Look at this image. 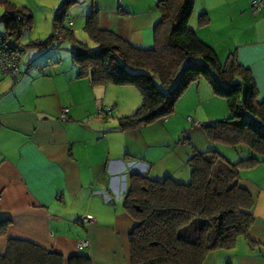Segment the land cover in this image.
Instances as JSON below:
<instances>
[{
    "label": "crops",
    "instance_id": "obj_1",
    "mask_svg": "<svg viewBox=\"0 0 264 264\" xmlns=\"http://www.w3.org/2000/svg\"><path fill=\"white\" fill-rule=\"evenodd\" d=\"M254 1L263 2L259 10L252 6ZM236 2L194 0L188 24L201 8L206 21L198 24L207 30L200 29L197 35L219 55L217 48L228 46L214 24L225 20L227 12L238 14L241 32L232 37L234 59L248 70L262 99L264 0H246L242 11ZM93 10L99 28L138 48L154 45L161 17L157 0H76L65 7L63 24L85 26ZM250 17L251 23L243 26L241 21ZM73 38L71 46H65L70 51L77 42L88 43ZM65 40H60L62 45ZM35 53H26L24 60ZM45 55L36 65L22 66L18 77L0 74V217L10 220L6 234L0 236V254L10 238H17L62 255L64 264H72L70 257L79 254L91 257L86 264H130L126 234L133 224L122 204L130 173L187 181L191 153L218 145L201 130L198 111L204 113V120L213 118L211 112L215 113L220 98L205 78H199L183 91L170 116L124 130L118 119L129 115L125 104L139 96L135 86L91 83L73 56L67 63L60 55ZM119 103L121 112L113 115ZM218 105L223 108V103ZM225 111L224 104L220 112ZM241 185L254 197L253 223L233 247L211 251L202 264H264V162L243 170ZM83 241L88 245L80 248Z\"/></svg>",
    "mask_w": 264,
    "mask_h": 264
},
{
    "label": "trees",
    "instance_id": "obj_2",
    "mask_svg": "<svg viewBox=\"0 0 264 264\" xmlns=\"http://www.w3.org/2000/svg\"><path fill=\"white\" fill-rule=\"evenodd\" d=\"M74 1L65 0L58 8L47 39L21 45L20 37L31 29L32 13L26 6L0 0L4 7L0 39L7 47L20 50V68L36 65L63 37L74 40L73 31L63 24L65 7ZM157 6L161 17L152 47H135L115 32L99 28L93 10L84 28L95 47L77 42L72 56L91 83L138 89L141 103L133 114L119 117L120 129L170 116L183 91L199 78L209 82L215 96L226 99L228 115L199 126L212 144L233 147L238 153L235 161L210 147L191 153L187 181L131 172L122 201L124 211L134 220L127 238L130 264H202L211 251L233 247L253 223L254 197L241 179L243 170L264 162V98L258 97L254 81L234 59V52L221 63L214 48L190 28L194 0H157ZM204 17L202 13L201 23ZM30 51L38 55L24 60L23 54ZM9 224V219L0 217V236ZM69 260L86 264L91 257L79 254ZM0 264H64V258L33 242L10 238Z\"/></svg>",
    "mask_w": 264,
    "mask_h": 264
},
{
    "label": "rangeland",
    "instance_id": "obj_3",
    "mask_svg": "<svg viewBox=\"0 0 264 264\" xmlns=\"http://www.w3.org/2000/svg\"><path fill=\"white\" fill-rule=\"evenodd\" d=\"M10 1L12 3L18 5V6H21V5L27 6L33 15V23H32L30 31H26V33H24L19 39V43L21 45H26L27 43H30L31 41L45 40L49 37V35L52 33V30H53L52 24H53V18H54L55 12L60 5L59 3H61L62 1L61 2H59L60 0L59 1L58 0H10ZM238 2L241 3L239 10L242 11L247 7L246 0H237V2H236L237 5H238ZM252 6H253V2H252ZM237 8H238V6H237ZM200 9H198V10L196 9V12L193 14V16L190 20V23H189L190 28H192L195 31L196 35L199 33L200 29L203 31L207 30V29L201 28L202 26H199V24H198V22H199L200 25H204L200 22V15H202V13H204V11L202 9L201 10ZM251 12L254 14L253 10ZM3 13H4V7L2 5H0V16ZM73 13H75V12L72 11L70 14L72 16H74ZM244 13H245V17H247V15H248L247 12H244ZM236 15L238 16V14H236ZM237 16H235L234 14H229L227 12L225 14V20H223V21L220 20L217 24H214V28L215 27L221 28L217 32V34H219L223 38V42H225L228 46V47H225L224 45H221L219 48H217L219 55L215 51L216 55L218 56L219 61L223 64L227 60V57L230 56L234 50V46H235L236 41L233 40L232 37L233 36L237 37V35L241 32V31H239L241 26L239 24V20H238ZM251 20H252V17H250L249 20L247 19V21L245 19H243V21H241V22L245 23V24H242V25L248 26V24L251 23ZM70 28L73 31L75 38L78 39V41H86V42H88L89 47H95V42L88 37L89 35L84 30L83 24L80 25V24L76 23L75 26H72ZM3 31H4V25H3V23L0 22V33H3ZM206 37H208V39H210V40L212 39V38H210V36H206ZM199 39H201V38H199ZM70 44H72V39L67 38V40H65L64 45H62V42H61L57 47H51V48H49L48 51L46 50L45 53L47 52L48 55H54V56L60 55L68 63V61L70 62V59L72 58L73 53H72V51H70L69 48H66L65 46L70 47L71 46ZM59 47H62V48L59 49ZM38 52H42V51L39 50ZM24 55L25 54H23V56ZM35 55H38V54L35 53ZM39 56L43 57L44 55L39 54ZM260 56H259V58H260ZM261 61H258L255 64L257 68L262 66V64L260 63ZM126 86H128V85H126ZM107 88L113 89V87H111V86H107ZM107 96H110V95L107 93ZM218 98H220V99L217 101V104L213 108V110L215 111L216 114L211 112V117H213V118H208V120H204V118L206 116L204 115V113L198 111V114L201 113L200 115H198V117H199V119H202V120L198 119V121H200L202 123V122H207V121H211V120L221 119V118H224L228 115L229 110L227 107L226 99L224 97H219V96H218ZM136 101L138 104H136ZM220 102L223 103V108H224V104L226 106V111L224 114L222 112H220L223 109L222 106L220 107L218 105ZM140 103H141V95L139 93V96L136 99L133 98L131 100L130 104H129V102H128V104H125V105H128L127 111L130 112L129 115L133 114L136 111V109L138 108ZM124 107H126V106H124ZM121 109H122V104L119 103L118 106L113 108V115H116L117 112H121ZM194 119H196V118H194ZM169 127L170 126L167 125V128H169ZM174 127H175V125L172 128H174ZM217 148L218 149H216V150H218L220 153H222L224 156H226L230 161H235L238 158V153L230 145L218 143ZM126 216H127V219L130 220L129 224L131 226L133 224L134 220L128 213L126 214ZM126 237L128 238V233L126 234Z\"/></svg>",
    "mask_w": 264,
    "mask_h": 264
},
{
    "label": "built area",
    "instance_id": "obj_4",
    "mask_svg": "<svg viewBox=\"0 0 264 264\" xmlns=\"http://www.w3.org/2000/svg\"><path fill=\"white\" fill-rule=\"evenodd\" d=\"M122 0H120L121 2ZM262 1H254L253 6L255 10H259L260 6L262 5ZM73 21H69V25H72ZM20 50L7 47L3 39H0V72L4 75H13L15 77H18L20 75ZM68 110L65 108L62 111V117H66ZM84 220H88L87 218H84ZM88 243L83 241L79 244L80 248H83L87 246Z\"/></svg>",
    "mask_w": 264,
    "mask_h": 264
}]
</instances>
